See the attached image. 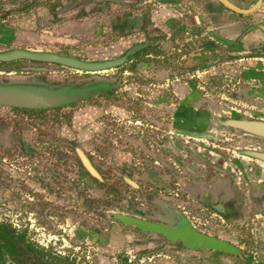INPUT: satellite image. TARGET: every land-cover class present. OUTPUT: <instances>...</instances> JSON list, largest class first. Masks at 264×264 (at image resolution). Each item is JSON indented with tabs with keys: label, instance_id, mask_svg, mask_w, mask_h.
Here are the masks:
<instances>
[{
	"label": "rangeland",
	"instance_id": "rangeland-1",
	"mask_svg": "<svg viewBox=\"0 0 264 264\" xmlns=\"http://www.w3.org/2000/svg\"><path fill=\"white\" fill-rule=\"evenodd\" d=\"M15 1L0 0V33L6 32L0 34V50H49L86 58L76 47H103L109 53L115 42L110 35L96 41H64L60 30L51 31L62 19L51 12L60 0ZM109 6L104 2L96 11L108 16L113 14ZM48 29L46 43L43 35ZM192 40L196 45L152 50L151 57L144 51L97 72L28 60L0 65V85L81 87L104 79L112 87L34 114L0 106V221L75 264H264V224L260 225L264 220L254 215L258 199L253 195L257 191L253 174L261 164L236 152L264 150V138L232 130L219 131L213 139H197L169 129L173 121L176 128L198 132L215 131L214 117L264 119V59H253L264 55V40L247 37L233 46L213 47L211 54L193 49L205 41ZM196 65L204 69L196 70ZM165 82V88L156 86ZM171 83L181 87V97L173 93ZM126 104L137 107L134 116L143 126L108 115L112 107L123 109ZM164 104L170 105L164 108ZM158 117L164 121L162 130L155 128ZM69 122L85 123L86 136L78 139L73 129L64 131ZM74 147L87 155L101 181L83 169ZM221 181L233 185L229 199L238 207L224 219L218 211L206 209L207 201H214L207 197V189L217 193ZM236 185L245 187L240 195ZM171 209L197 230L233 244L241 258L188 250L111 216L124 213L172 224L176 217ZM156 252L168 256L148 260Z\"/></svg>",
	"mask_w": 264,
	"mask_h": 264
},
{
	"label": "water",
	"instance_id": "water-1",
	"mask_svg": "<svg viewBox=\"0 0 264 264\" xmlns=\"http://www.w3.org/2000/svg\"><path fill=\"white\" fill-rule=\"evenodd\" d=\"M226 8L248 14L259 7L262 0H248L252 2L248 7L238 8L228 0H217ZM260 29L264 32L263 23L250 25L247 30ZM131 51L118 57H111V53L101 52L99 59H81L68 54H62L49 50H30L26 48H9L0 50V61L28 60L46 62L69 67L84 72H97L115 68L125 62ZM109 89L105 84H89L81 87L63 86L56 89L34 88L16 84L0 85V106L22 109H50L68 105L75 101L90 97L102 90ZM211 125L215 131L193 132L187 129H175L177 134L197 139H213L219 131H236L238 133L264 138V119L239 118V117H214ZM74 152L81 166L92 178L101 181L97 170L92 165L87 155L79 148L74 147ZM240 155L255 159L264 163V150L253 148L236 149ZM131 185L134 183L127 180ZM177 221L167 224L158 221L146 220L137 216L124 213H112L116 220L131 225L145 232L154 233L165 240L180 243L188 250H209L236 255L239 249L233 244L221 238L203 233L197 230L179 211H175Z\"/></svg>",
	"mask_w": 264,
	"mask_h": 264
},
{
	"label": "flooded vegetation",
	"instance_id": "flooded-vegetation-1",
	"mask_svg": "<svg viewBox=\"0 0 264 264\" xmlns=\"http://www.w3.org/2000/svg\"><path fill=\"white\" fill-rule=\"evenodd\" d=\"M70 1V0H67ZM74 1V0H72ZM80 3L93 4L107 3L114 14V28H118L119 34L115 39V45L110 46L111 57H118L127 51L133 50L126 61L136 57L139 53L151 57L152 50L177 48L178 46L191 47L196 45L192 39L205 41L199 42L195 48L206 50L209 47L224 46V36L234 34L230 45L239 43L246 28L245 15L223 6L217 0H77ZM238 8H246V0H228ZM258 31H260L258 29ZM264 40V32L260 31ZM190 39L189 43H187ZM184 40V41H183ZM179 44V45H178ZM175 48V49H176ZM100 49V48H99ZM116 49H123L121 53ZM179 49V48H178ZM113 50V51H112ZM103 49H100V53ZM81 59H99V55L83 58L78 54H71ZM125 61V62H126ZM123 62V63H125ZM122 63V64H123ZM121 64V65H122ZM120 66V65H119ZM167 79V77H166ZM110 82L104 79H94L86 84H105ZM34 88H44L35 84H16ZM85 86V85H84ZM109 86V85H108ZM63 87V86H60ZM48 88V87H46ZM59 88V87H57ZM56 89V88H50ZM111 87L109 88V90ZM102 90V91H106ZM101 91V92H102ZM110 114H113L109 110ZM157 129V128H156ZM162 130V129H157ZM164 141V139H163ZM176 217V209L170 210ZM175 221V222H176ZM209 251V250H208ZM239 259L241 258L236 254Z\"/></svg>",
	"mask_w": 264,
	"mask_h": 264
},
{
	"label": "crops",
	"instance_id": "crops-1",
	"mask_svg": "<svg viewBox=\"0 0 264 264\" xmlns=\"http://www.w3.org/2000/svg\"><path fill=\"white\" fill-rule=\"evenodd\" d=\"M19 1L20 3H25L26 0H16ZM15 1V3H16ZM247 3H250L248 0H246ZM61 5H57L54 7L53 10H51L52 15H54L55 17H60L62 16V19L60 21H55L54 25L51 26V31H56L55 33L58 34V30H60V35L62 36L61 38H63L62 40H66V38H77L79 41H81L80 39H91L93 41H96V39H100L105 37L106 35H110L112 38L116 39L115 36H117L119 34L118 28H114V14H110L108 16L103 15L102 13H100V11H96L97 8L99 6H101V4L97 3V4H93L90 2H84V3H80L77 0H60ZM83 8V9H80ZM79 10H83L82 14H78ZM89 11V12H88ZM64 17V19H63ZM62 21V22H61ZM61 22V23H60ZM255 23H263L264 24V0H262V2L260 3L259 7H257L254 11L248 13L245 15V24H246V28L244 30V34L242 35L240 41L245 40L247 37L253 38V39H259L261 40L263 38V36L261 35L260 31H258V29H251V30H247V28ZM51 25V24H50ZM58 27V29L56 28ZM48 28V27H47ZM65 29V30H64ZM68 29V30H66ZM45 35H43L44 37V41L49 42L50 41V29L45 30L44 31ZM263 32V31H262ZM2 35H5L6 32L5 31H1ZM0 33V34H1ZM233 35V34H231ZM223 42L225 43V46H233L230 45L229 43L232 42L233 37L229 36H224ZM4 39V38H2ZM72 40V39H71ZM51 41H54V39H51ZM46 42V43H47ZM115 45V42L113 43ZM59 44H57L58 46ZM52 48L55 49V45L52 44ZM103 47H88L85 46L83 47H76L77 50H83L82 53L85 55H88L87 57H94V55L97 56L100 55V49ZM213 47H209V49H206L204 52L211 54L212 51L210 49H212ZM57 49V48H56ZM76 49H71V50H76ZM193 49H197V48H193ZM87 50H89L90 52H87ZM260 50V49H259ZM258 50V51H259ZM101 52H104L101 51ZM81 55V54H80ZM190 55V53H188V56ZM255 58L257 59H264V55H256L253 59L255 60ZM192 67V66H190ZM196 70L198 69H204L203 66H194ZM189 70H191V68H189ZM163 81H167L166 78H163ZM173 80H178L176 78H173ZM157 83V82H156ZM166 83V84H165ZM163 84H156V86H162V87H166L167 86V82H165ZM152 85V84H151ZM171 90L173 91V93L175 95H177L178 97H181V91L179 90L181 87L177 86L174 87L175 84L171 83ZM174 87V88H173ZM178 88V89H177ZM127 105V104H126ZM170 105V104H169ZM169 105H167L169 107ZM172 105V104H171ZM128 107H124L119 108V107H112L111 108V112L113 114H108L109 116L114 117L115 120L120 121V122H134V124H140V126H143V124L134 116V114L138 113V109L137 107L134 106H130L127 105ZM160 106V104H158V107ZM166 107V105L164 104V108H168ZM126 108V109H125ZM129 108H131L132 110H129ZM172 108V107H171ZM173 112V113H172ZM176 112L173 110H171V115H173V120H175L174 116H175ZM158 115H162V113L158 112ZM113 118V119H114ZM255 119H261V118H255ZM163 123L164 121L160 119V117H158L155 121V128L159 129V128H163ZM171 124H169V129L171 130H175V129H181V128H176L178 126V123H175V121L170 122ZM151 127H154L152 125H150ZM180 126V125H179ZM258 161V160H257ZM261 165L259 166H264V163L259 161ZM257 166L258 170L255 171V173L253 174V182H254V186L255 189L257 188V191L254 192V196L258 199V210L257 212L254 214L255 217H260L261 219L264 220V167H259ZM234 171V170H233ZM222 184V186L220 185ZM220 185V188H219ZM212 188V187H211ZM236 188H238L239 190V195L242 192V189L245 187H240L239 185H236ZM260 192H259V190ZM217 189V193L221 195L219 197H221L220 201L217 197V193H215L214 189H207V197L209 196V198H214L213 202H209L207 201V206L206 209L210 208V209H214V211H218L219 215L218 217H222L224 219V217L226 218L227 216H230L232 214V210L231 209H235L238 207H233L232 201L229 199L232 195V189H233V185H228V182L226 181H221L218 184V188ZM215 193V194H214ZM218 194V195H219ZM257 195L259 197H257ZM254 198V199H256ZM216 199V200H215ZM209 202V203H208ZM215 203V204H214ZM177 208V207H176ZM211 215H214L213 212L210 213ZM229 219V218H228ZM264 224V222H260V225L262 226ZM193 225V224H192ZM194 226V225H193ZM195 227V226H194ZM219 237V236H218ZM224 240V238H222ZM229 240V239H228ZM143 254H148L149 252H142ZM176 253V252H175ZM174 253V254H175ZM155 256H149L148 260L152 259V258H163L164 256H168V255H163L162 253L156 252L154 254Z\"/></svg>",
	"mask_w": 264,
	"mask_h": 264
},
{
	"label": "trees",
	"instance_id": "trees-1",
	"mask_svg": "<svg viewBox=\"0 0 264 264\" xmlns=\"http://www.w3.org/2000/svg\"><path fill=\"white\" fill-rule=\"evenodd\" d=\"M24 61V60H14L9 62L0 61V65H6L12 62ZM36 62L39 64H46L45 62ZM108 82H110L108 80ZM111 87V83L109 84ZM57 88V87H56ZM112 88V87H111ZM111 90V89H110ZM106 91H109L107 89ZM72 104V103H70ZM11 110L26 113L34 114L42 112L44 109H22V108H10ZM5 126H3L4 128ZM73 129L75 135L78 139L86 136L85 133L88 127L85 123L74 124L69 122L68 125H65L63 128L64 131L67 129ZM73 133V134H74ZM171 244V242H169ZM0 264H75L73 261L68 260L67 258L60 257L43 246L38 245L37 243L28 239L23 231L15 229L11 223L6 221H0Z\"/></svg>",
	"mask_w": 264,
	"mask_h": 264
}]
</instances>
